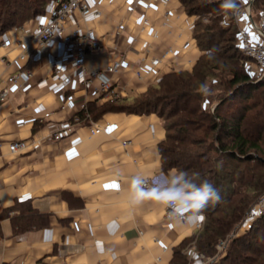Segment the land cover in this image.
Instances as JSON below:
<instances>
[{
    "label": "crops",
    "instance_id": "obj_1",
    "mask_svg": "<svg viewBox=\"0 0 264 264\" xmlns=\"http://www.w3.org/2000/svg\"><path fill=\"white\" fill-rule=\"evenodd\" d=\"M164 1L154 0V7L145 15L150 25L139 31L142 18L137 13L126 12L120 3L89 0L103 9L101 18L87 22L95 35L101 36L103 67L113 57L111 45L118 42L124 57L122 76L136 89L129 98L139 95L154 81L139 63L138 42L151 39L158 32L160 39L153 43L154 54L158 55L178 33L181 42L191 32V17L183 11L180 1L168 0L166 5ZM164 8L173 9L175 16L166 28H160ZM120 25L123 34L116 35L115 28ZM2 37L13 44L16 37L24 36L18 29H8ZM57 44L55 41V50ZM16 52L17 48L10 47V55ZM197 56L193 47L178 52L175 60L181 68L177 69H183L191 59L189 68ZM166 63L158 65L162 74L169 70ZM21 65L19 61L11 67L2 65L0 75ZM25 65L35 71L33 80H20L18 88L10 85L8 100L0 103V211L15 199H30L37 209L48 214V225L12 236L10 220L3 218L0 264H168L173 247L196 231L192 226L196 219L188 223L166 219L163 204L147 199L131 203L127 191V181L138 174L150 177L155 184L163 175L159 144L165 137V128L158 114L110 108L96 118L111 124L107 132L89 136L86 126L72 124L61 139L41 141L13 161L9 154L11 140L46 133V126L28 118L30 114L35 116L48 108L58 110L63 101L82 93L77 73L64 93L55 89L47 59H37L32 50ZM137 67L144 74L141 80L132 74ZM16 95L18 100H14ZM73 107V102H69L68 108L58 111L49 125L57 127L58 117L67 118ZM20 114L27 118L18 119ZM124 139H131V144L122 145ZM170 172L173 169L164 173ZM3 220L9 222L8 231L4 230ZM194 264L200 261L194 258Z\"/></svg>",
    "mask_w": 264,
    "mask_h": 264
},
{
    "label": "trees",
    "instance_id": "obj_2",
    "mask_svg": "<svg viewBox=\"0 0 264 264\" xmlns=\"http://www.w3.org/2000/svg\"><path fill=\"white\" fill-rule=\"evenodd\" d=\"M51 1L0 0V34L43 14ZM179 1L187 15L196 16L191 35L200 53L192 66L166 71L131 101L127 102L129 97L103 103L91 101L88 111L93 119L110 108L155 112L162 121L164 112L157 105L166 100L174 102L176 105L169 111L180 114L170 126L162 121L165 137L159 144L161 168L164 172L173 169L190 175L198 173L197 182L212 183L219 190L220 200L200 212L204 216L202 227L173 247L168 264H187L186 250L191 246L196 254L211 258L205 264H264V215L245 234L229 238L249 206L264 192V99L260 110L251 115L246 114L249 107L245 104L220 111L225 102L247 98L253 89L264 87V78H251L243 69L246 56L236 46L232 14L217 13L221 0ZM261 3L264 0H255L253 10H264ZM202 16H209V21L204 22ZM210 82L226 90L217 103L212 107L187 103L203 99L199 86ZM5 217L10 220L12 236L48 225V214L37 209L30 199H15L1 209L0 237L1 220ZM224 239H229L225 254L214 259L216 244Z\"/></svg>",
    "mask_w": 264,
    "mask_h": 264
},
{
    "label": "built area",
    "instance_id": "obj_3",
    "mask_svg": "<svg viewBox=\"0 0 264 264\" xmlns=\"http://www.w3.org/2000/svg\"><path fill=\"white\" fill-rule=\"evenodd\" d=\"M221 1L224 2V0ZM107 2L109 4L120 3L124 5L126 12H136L141 16L139 31H143L150 25L149 19L145 15L148 10L154 7V0H107ZM164 3L166 5L168 0H165ZM236 5V9L232 13L236 25V46L251 62L245 65L244 70L251 78H264V10H253L251 0H236ZM43 15L44 20L36 19ZM102 15V7L92 4L89 0H52L43 14L10 28L20 30L24 37H16L13 44H10L8 39L2 37L5 32L0 34V48L3 49L0 54V67L2 65L11 67L16 61L22 63L19 68L7 72L4 76L0 75V103L8 100L10 85L18 88L21 85L20 80H33L35 71L32 67L25 65L29 50L33 51L37 59H47L51 75L55 80V89L64 93L65 90L69 89L73 75L77 73L80 77L79 83L82 91L78 97L71 96L68 101H63L58 110L48 108L41 110L38 115L30 114L28 118L31 117L34 122L37 121L46 126V133L43 136L30 135L11 140L9 142L11 160H17L23 152L33 150L41 141L61 139L64 130L72 124L86 126L89 136L107 132L111 124L107 121L93 119L88 111V103L91 101L112 102L135 93L136 89L130 87L127 80L122 76L125 72L124 57L118 42L114 41L111 45L110 52L113 57L104 67L87 71L84 66L86 52L101 51L103 47L101 36L95 35L93 27L88 26L87 22L101 18ZM174 16L173 9L164 8L160 15L159 27L166 28ZM190 17L189 28L192 29L196 16L190 15ZM123 29V25H120L115 28L114 32L116 35H122ZM187 34V38L180 42V38L177 37L181 34L178 33L172 44L165 47L158 55L154 54L153 44L160 39L158 32H154L151 39H141L138 42L139 63L143 66L146 74L152 75L154 81L162 75L158 71V65L162 61L166 63L169 59L166 65H168L169 70H175L181 68L177 63L178 60H175L178 52L193 47L198 54L200 53L191 32ZM55 41L58 42V49L56 50L54 48ZM10 47L17 48V52L10 55ZM191 62H193L191 59L186 61L187 64ZM187 64L184 68L189 66ZM67 66L68 68H66ZM132 74L138 80L143 79L144 76L140 67L132 69ZM100 76H103L104 79L101 80ZM69 102H73L74 105L70 115L67 118L58 117V128L54 127V124L51 127L49 125L51 118L57 116L58 111L67 109ZM26 116L20 114L17 118L25 120ZM121 144L129 145L131 139H124ZM143 177L146 178V186L156 185L150 177ZM199 215L202 216V219L193 221L194 229H200L203 224L204 216L202 213ZM262 215H264V192L249 206L241 222L229 237H239L245 234L254 221ZM163 216L166 219H172L169 216V209L165 205ZM177 221L188 223L186 219ZM226 240H221L216 244L217 254L214 259L225 254ZM159 258L157 257V259ZM195 259L200 261V264L205 262L200 256H195Z\"/></svg>",
    "mask_w": 264,
    "mask_h": 264
},
{
    "label": "clouds",
    "instance_id": "obj_4",
    "mask_svg": "<svg viewBox=\"0 0 264 264\" xmlns=\"http://www.w3.org/2000/svg\"><path fill=\"white\" fill-rule=\"evenodd\" d=\"M224 9H236V0H224L221 5ZM101 80L103 76L99 77ZM201 94L211 92L207 83L199 86ZM159 183L146 186V178L136 175L127 181L128 199L131 203H140L144 200H153L165 205L169 209V216L174 220L191 222L194 218L199 220V213L209 204L220 200V193L212 183L207 180L197 182L198 173L191 175L187 171L177 170L170 173L161 172Z\"/></svg>",
    "mask_w": 264,
    "mask_h": 264
},
{
    "label": "rangeland",
    "instance_id": "obj_5",
    "mask_svg": "<svg viewBox=\"0 0 264 264\" xmlns=\"http://www.w3.org/2000/svg\"><path fill=\"white\" fill-rule=\"evenodd\" d=\"M254 2H255V0H253L252 6H253V3ZM256 3H257L256 5H258V2H256ZM222 4H223V2H222ZM261 5H264V4L261 3ZM217 13L218 14H221V15L224 14L225 16H228V15H231L233 13V10H231V9H224L223 7H220L219 10L217 11ZM35 17H33V18H35ZM201 18H202V20L204 22H208L209 21V16H202ZM255 18L257 19V15L256 14H255ZM29 20H26V21H24L22 23H25V22H27ZM22 23H20V24H22ZM20 24H18V25H20ZM226 33H229V32L227 31ZM221 43H225L224 40H222ZM103 51L104 50L101 49V51H96V52H88L87 51L86 52L85 59H84V66H85V68H86L87 71H90V70H93V69H97V68H102L103 67V64H104L103 63L104 62V52ZM250 63L251 62L249 60H247V58H245L243 60V69H244V67H245L246 64L248 65ZM221 78L222 77H220V79ZM207 84L209 85V88L211 89L210 94H208V95H204L203 94V99L201 98V100H199L197 102H195V101H188L187 103H189L190 105H193L194 103L197 104L199 102V103H202V104L204 103L206 106L212 107L215 103H217L220 100L221 97H223L225 95V93H226L225 91L226 90L221 85H217V84L212 85V82L207 83ZM222 89H224V90H222ZM250 93H251L250 96H248L247 98L242 99V98L236 97V98H233V99L225 102L220 107L221 113L224 110H226V109L229 110V109L233 108L234 106L241 105V104H243V105L245 104L246 106L249 107V109L246 111V114L247 115H251V114L256 113L257 111H259L260 110V107L262 106L261 103H263L262 101L264 99V87H259V88L253 89ZM143 95L147 97L146 94H143ZM18 98H19V96L16 95L14 97V100H18ZM126 99H127V102L132 100V98H126ZM126 99H124V101H126ZM167 101L168 100H166L165 102H161L159 105H157V109L164 112V114H163L164 120H162L163 123H164V125L167 124V126H170L172 123H176L175 119H178V114H180V112H177L175 114H173V112H170L169 110L171 108H173L176 104L174 102L173 103H168ZM248 122H249V120L245 121L243 124H246ZM170 131L173 132V128H171ZM3 221H4V223L3 222L2 223H3L4 230L5 231H8V229H9V222L7 220H3ZM196 230L198 231V229H196ZM228 240L229 239H227L226 242H225V246H224V250L225 251H226V248H225L226 247V243L228 242ZM186 252H187V255H188L187 264H194V258H195V256L202 257V259L205 261L204 264L207 263L208 261H212L211 258L206 259L205 257H203V255L196 254L193 246H191L190 248H187ZM193 254H195V255H193Z\"/></svg>",
    "mask_w": 264,
    "mask_h": 264
},
{
    "label": "snow or ice",
    "instance_id": "obj_6",
    "mask_svg": "<svg viewBox=\"0 0 264 264\" xmlns=\"http://www.w3.org/2000/svg\"><path fill=\"white\" fill-rule=\"evenodd\" d=\"M111 187H116V185H111Z\"/></svg>",
    "mask_w": 264,
    "mask_h": 264
},
{
    "label": "water",
    "instance_id": "obj_7",
    "mask_svg": "<svg viewBox=\"0 0 264 264\" xmlns=\"http://www.w3.org/2000/svg\"><path fill=\"white\" fill-rule=\"evenodd\" d=\"M251 2H253V0H251Z\"/></svg>",
    "mask_w": 264,
    "mask_h": 264
}]
</instances>
